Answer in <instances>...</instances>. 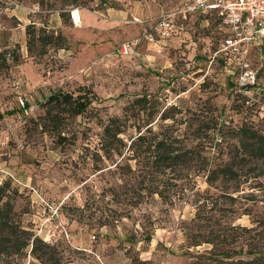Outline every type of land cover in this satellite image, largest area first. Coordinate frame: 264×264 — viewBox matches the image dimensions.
I'll return each instance as SVG.
<instances>
[{
    "label": "rangeland",
    "instance_id": "1",
    "mask_svg": "<svg viewBox=\"0 0 264 264\" xmlns=\"http://www.w3.org/2000/svg\"><path fill=\"white\" fill-rule=\"evenodd\" d=\"M183 1L0 0V182L8 183L14 221L53 245L61 264H187L222 226L227 239L244 245L249 234L240 227L264 217V161H248L244 167L254 170L238 172L237 184L207 185L199 171L201 157L229 155L236 127L264 134V96L233 92V76L212 56L224 34L213 15L191 13L159 36L153 21ZM75 8L79 22L73 24ZM28 24L59 34L62 46L42 48L33 39L26 46ZM56 90L83 107L65 116L59 136L43 106ZM141 95L145 107L124 114ZM18 99L32 109L24 111ZM164 108L170 116L161 123L182 144L197 147L189 168L152 175L147 189L120 157H129L137 127L149 121L158 129ZM110 117L118 118L124 146L113 142L105 158L98 139ZM126 163L134 167V160ZM255 233L264 240L261 227ZM194 241L199 244L191 246ZM17 264L41 263L25 253Z\"/></svg>",
    "mask_w": 264,
    "mask_h": 264
},
{
    "label": "trees",
    "instance_id": "2",
    "mask_svg": "<svg viewBox=\"0 0 264 264\" xmlns=\"http://www.w3.org/2000/svg\"><path fill=\"white\" fill-rule=\"evenodd\" d=\"M78 0H64V4H72L75 6ZM184 2V1H183ZM108 3V7L112 6ZM172 10V9H170ZM166 11H169L166 10ZM165 12V11H164ZM58 14L62 16V12ZM199 15L200 13H195ZM202 15V14H201ZM26 38V46L29 45L31 39L38 43L42 48L47 45L55 48L61 47L60 35L53 32H43L42 29L34 31L31 24L24 27ZM79 98V97H78ZM44 117L50 128L56 131L59 136V126L64 121L65 116H73L83 110L80 103L70 102V96L67 93L56 90L45 99ZM75 103V104H74ZM148 103L145 95L134 97L129 104L123 107L125 110L129 109L132 112L134 105L145 107ZM168 109V108H167ZM166 108L158 113L159 120L158 129L155 131L148 125V116L145 117L146 123L144 128H136V133L129 138L127 150L130 151L129 157L121 156L126 170L139 177V183L145 186H152V175H157L167 171H179L182 168H189L191 166V154L195 152L197 144L184 145L178 138V135L172 131V127L161 122L167 119ZM151 112L147 113L150 115ZM1 116V115H0ZM210 122L211 119H207ZM117 117H110L102 126L99 133L98 149L102 152L105 158L109 157V151H113L112 144L120 142L118 134L121 133V128L118 125ZM148 125V126H146ZM209 125L201 128L202 133L205 134ZM198 130V128H196ZM234 141L231 145V151L225 159L215 161L209 157H201L199 161V171L203 176V181L207 185H211L216 180H234L238 181V172L254 170L253 167L246 163L252 159L264 161V134L259 132L256 128L240 125L233 129ZM61 138V137H60ZM200 148L206 147L199 143ZM198 145V146H199ZM117 155H121L120 151H115ZM95 155V154H94ZM128 159L134 160V167L131 169L126 163ZM113 166L118 167V162H113ZM245 168V169H244ZM99 169V168H98ZM135 174V175H136ZM262 174V172L260 173ZM151 193H155L158 197L164 198L163 193L153 188ZM231 198L229 195H227ZM214 205L210 202L209 208L213 209ZM12 210V203L9 199L8 183L7 181L0 182V264H17V261L27 253L32 258L38 260L41 264L50 262V264H61V257H55L53 254V245L41 240L28 230L23 229L17 222L14 221ZM252 225L250 227H240L245 231L248 238L245 239L244 245H239L237 241L227 239L223 227L221 231H215L212 235L214 238L205 241L210 245L209 248L201 251L195 250L190 257L192 258L187 264H264V240L255 236L257 227L264 230V217L260 221H256L250 217ZM228 226V225H226ZM230 227V225H229ZM197 241L191 243V246L198 245ZM238 246V247H237ZM243 254L245 257H233L234 255Z\"/></svg>",
    "mask_w": 264,
    "mask_h": 264
},
{
    "label": "built area",
    "instance_id": "3",
    "mask_svg": "<svg viewBox=\"0 0 264 264\" xmlns=\"http://www.w3.org/2000/svg\"><path fill=\"white\" fill-rule=\"evenodd\" d=\"M196 12L213 15L224 27L212 56L233 76V92L249 98L264 96V0L184 1L177 8L159 14L153 28L160 37H166L176 19L184 21ZM69 18L74 24L71 11ZM18 103L24 111L32 109L22 99Z\"/></svg>",
    "mask_w": 264,
    "mask_h": 264
},
{
    "label": "bare ground",
    "instance_id": "4",
    "mask_svg": "<svg viewBox=\"0 0 264 264\" xmlns=\"http://www.w3.org/2000/svg\"><path fill=\"white\" fill-rule=\"evenodd\" d=\"M74 10H76V8ZM72 15H73L74 21H75L74 24H76L79 21L78 15H76L73 11H72Z\"/></svg>",
    "mask_w": 264,
    "mask_h": 264
},
{
    "label": "crops",
    "instance_id": "5",
    "mask_svg": "<svg viewBox=\"0 0 264 264\" xmlns=\"http://www.w3.org/2000/svg\"><path fill=\"white\" fill-rule=\"evenodd\" d=\"M73 12H74L76 15H78L77 9H76V10H73ZM78 22H79V21H78Z\"/></svg>",
    "mask_w": 264,
    "mask_h": 264
}]
</instances>
